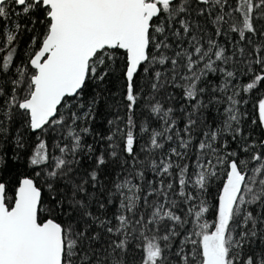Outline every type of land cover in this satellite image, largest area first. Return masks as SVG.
<instances>
[{
  "label": "snow or ice",
  "instance_id": "obj_1",
  "mask_svg": "<svg viewBox=\"0 0 264 264\" xmlns=\"http://www.w3.org/2000/svg\"><path fill=\"white\" fill-rule=\"evenodd\" d=\"M0 264H264V0H0Z\"/></svg>",
  "mask_w": 264,
  "mask_h": 264
},
{
  "label": "trees",
  "instance_id": "obj_2",
  "mask_svg": "<svg viewBox=\"0 0 264 264\" xmlns=\"http://www.w3.org/2000/svg\"><path fill=\"white\" fill-rule=\"evenodd\" d=\"M208 27H209V29H211V26H210V25H209ZM220 42H221V43L224 42V38H223V37H221ZM21 47H23V44L21 45ZM213 79L215 80L216 78H213ZM112 88H113V91L116 93L115 100H118V99H119V92H118L119 85H118V84H113V85H112ZM180 93H181V90H180V89H176V90L174 91V97H175V99L170 100V101H166V104H171V105H173V106H175V107H179L182 103H184L183 101H181V100L179 99ZM161 95L163 96V93H162ZM113 103H114V100L110 98L109 101H108V104H109V105H112ZM249 107H250V106H249ZM221 110H222V109H221ZM110 111L114 114L115 109H110V108H105V107H102V108H101V115L98 116L97 121L95 122V127H97V129H98L99 131H101V132H105V133H106L107 130H108V125H107V123H106V118H105V116H106V114H107L108 112H110ZM120 111L123 112V109L121 108ZM141 111H144V110H143V109H138V111H137V116H136V120H137V124H138L137 132H139V124H140V123L142 122V120L144 119V118L140 115V112H141ZM111 118H112L111 115H107V119H111ZM205 119L207 120V122H208L209 124L212 123L213 119H215L217 122L219 121V117L217 116V114H216L214 108H210V109L208 110V112L205 114ZM181 124H182V121H181ZM101 125H103V127H100ZM156 126H157V125H156V123L154 122V123H153V127H156ZM87 140H88V142L91 143V142H92V137H88ZM143 142H144V141H143V139H142V140H141V144H143ZM105 146H106V142H105L104 145L97 144V145H96L97 152L103 151ZM166 147H167V145H166ZM149 176H151L150 173H149ZM219 183H220V181H217V184H219ZM215 189H216V185H213V189H212L213 194H215Z\"/></svg>",
  "mask_w": 264,
  "mask_h": 264
}]
</instances>
